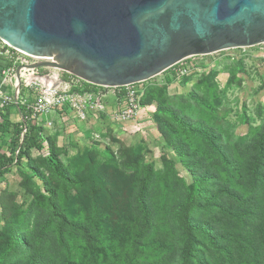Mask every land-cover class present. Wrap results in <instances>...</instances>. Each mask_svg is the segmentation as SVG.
<instances>
[{
  "label": "trees",
  "instance_id": "obj_1",
  "mask_svg": "<svg viewBox=\"0 0 264 264\" xmlns=\"http://www.w3.org/2000/svg\"><path fill=\"white\" fill-rule=\"evenodd\" d=\"M63 78L68 79L69 75L64 73ZM94 88L85 84L87 90ZM144 99L142 95V107L147 105ZM12 112L23 119L30 117L20 106L0 108V176L25 162L32 176L21 173L24 188L29 192L33 178L41 181L48 194L45 203L49 219H35L31 225L29 217L23 222L0 199L4 222L0 231V264H58L45 248L50 222L57 224L60 245L66 247V236L79 243V264H264V138L253 147L243 174L240 171L244 180L240 179L236 186L230 182V172L236 170V163L219 143L215 131L159 106L155 121L164 142L176 151L177 162L191 177L192 184L185 183L184 195L171 207H166L169 187L164 188L159 200L160 217L152 202L155 170L152 164H146L134 197L136 221L109 236L97 233L62 209L57 191L36 167L30 153L33 149L47 152V157L41 160L47 161L61 183L73 188L87 186L95 206L100 190L111 194L102 168H94L89 175L70 173L58 155L56 138L47 134L42 125L25 120L14 123ZM174 127L203 141L222 169L207 164L204 157L198 158L178 142L179 132ZM4 145H8L9 152L2 150ZM88 158L93 163L91 154ZM91 178L100 183V188L90 187L87 181Z\"/></svg>",
  "mask_w": 264,
  "mask_h": 264
},
{
  "label": "rangeland",
  "instance_id": "obj_2",
  "mask_svg": "<svg viewBox=\"0 0 264 264\" xmlns=\"http://www.w3.org/2000/svg\"><path fill=\"white\" fill-rule=\"evenodd\" d=\"M179 64L138 85L147 105L136 122L121 125L103 116L90 129L78 125L68 128L56 125L54 130H46L56 138L58 155L70 173L89 175L94 168H102V176L108 178L111 194L100 190L97 206L87 186L73 188L61 183L47 161L41 160L47 157V152L33 149L30 153L36 167L57 191L62 209L71 217L89 224L97 233L110 236L136 221L134 197L146 164H152L155 170L152 202L160 217L159 200L164 188L169 187L166 207H171L184 195L185 183L192 184L191 177L177 162L176 151L164 142L155 121L159 106L172 109L197 125L213 129L219 143L236 163V170L230 172V182L238 186L240 179L244 180L243 175L240 178V171L243 174L253 147L264 138V44L191 57ZM179 66L185 70L183 75L175 74L174 70ZM52 72L63 75L59 71ZM11 120L18 123L21 118L12 112ZM174 128L179 132L176 136L178 142L186 145L198 158L204 157L207 164L222 169L203 141ZM2 150L7 152L8 145H4ZM78 154L84 155L73 159ZM88 154H91L93 163L89 162ZM21 173L32 176L25 162L0 176L3 204L12 208L21 221L30 217L31 225L35 219H49L45 203L48 194L43 184L33 178L28 192ZM221 173L224 175L223 171ZM91 180L87 181L91 188H100L95 178ZM3 226L0 206V231ZM56 227L57 224L50 222L46 250L58 264H79V243L66 236V247L60 245Z\"/></svg>",
  "mask_w": 264,
  "mask_h": 264
},
{
  "label": "water",
  "instance_id": "obj_3",
  "mask_svg": "<svg viewBox=\"0 0 264 264\" xmlns=\"http://www.w3.org/2000/svg\"><path fill=\"white\" fill-rule=\"evenodd\" d=\"M0 39L39 61L27 69L124 88L264 44V0H0Z\"/></svg>",
  "mask_w": 264,
  "mask_h": 264
},
{
  "label": "built area",
  "instance_id": "obj_4",
  "mask_svg": "<svg viewBox=\"0 0 264 264\" xmlns=\"http://www.w3.org/2000/svg\"><path fill=\"white\" fill-rule=\"evenodd\" d=\"M33 61L38 60L20 54L0 39V108L9 105L24 108L30 117H20L21 121L42 125L45 131H51L60 124L56 117L67 126L85 124L91 117L102 115L121 125L136 122L141 117L143 93L138 89L140 84L124 88L95 86L87 90L85 84L88 83L73 75L68 74L69 78L64 79L63 75L52 72L57 70L27 69L36 64ZM174 71L177 75L185 73L180 66Z\"/></svg>",
  "mask_w": 264,
  "mask_h": 264
},
{
  "label": "crops",
  "instance_id": "obj_5",
  "mask_svg": "<svg viewBox=\"0 0 264 264\" xmlns=\"http://www.w3.org/2000/svg\"><path fill=\"white\" fill-rule=\"evenodd\" d=\"M103 116H105V115H102V116H100L99 118H102ZM56 120H57V122L60 123L59 126H60L61 128H68L67 124H63L60 120H58L57 117H56ZM99 120H100V119H98V118H93V117H91L87 123H85V124H80V125H78V126H79V127H80V126H86V128L90 129L91 127L95 126V125L99 122ZM138 120H139V119H138Z\"/></svg>",
  "mask_w": 264,
  "mask_h": 264
}]
</instances>
